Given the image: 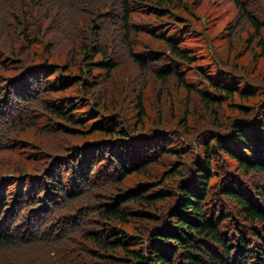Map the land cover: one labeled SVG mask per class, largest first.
I'll list each match as a JSON object with an SVG mask.
<instances>
[{
	"label": "trees",
	"instance_id": "16d2710c",
	"mask_svg": "<svg viewBox=\"0 0 264 264\" xmlns=\"http://www.w3.org/2000/svg\"><path fill=\"white\" fill-rule=\"evenodd\" d=\"M224 1L0 0V264H264V0Z\"/></svg>",
	"mask_w": 264,
	"mask_h": 264
},
{
	"label": "rangeland",
	"instance_id": "374dc122",
	"mask_svg": "<svg viewBox=\"0 0 264 264\" xmlns=\"http://www.w3.org/2000/svg\"><path fill=\"white\" fill-rule=\"evenodd\" d=\"M221 1V6L222 8L225 9V11H223L221 14H220V18L221 19H216L214 18L213 19V22L212 24L210 25L208 31L209 33L213 36V37H216V31H218L219 29L223 28L224 25H225V21L234 13V6L232 5L231 2H227V1H224V0H220ZM200 10V13L202 15L205 14V10H206V7L204 8V6H200L199 8ZM213 11H217V9H212ZM210 9V11H212ZM223 14H226L224 17H223ZM196 41V38L195 37H191L190 40L188 41V44L191 43V42H194ZM219 42V41H218ZM54 57V56H53ZM52 57V58H53ZM58 61H62L61 58H57ZM23 131V136H26L27 138H30L31 135L29 133L26 132V130H22ZM30 136V137H29Z\"/></svg>",
	"mask_w": 264,
	"mask_h": 264
},
{
	"label": "bare ground",
	"instance_id": "6f19581e",
	"mask_svg": "<svg viewBox=\"0 0 264 264\" xmlns=\"http://www.w3.org/2000/svg\"><path fill=\"white\" fill-rule=\"evenodd\" d=\"M252 258H253V256H252ZM242 263V262H241Z\"/></svg>",
	"mask_w": 264,
	"mask_h": 264
}]
</instances>
